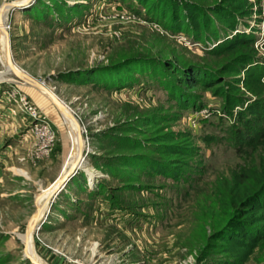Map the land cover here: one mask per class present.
Listing matches in <instances>:
<instances>
[{"label":"rangeland","instance_id":"1","mask_svg":"<svg viewBox=\"0 0 264 264\" xmlns=\"http://www.w3.org/2000/svg\"><path fill=\"white\" fill-rule=\"evenodd\" d=\"M21 1L0 0V152L8 156L0 161V264H36L27 256L33 233L34 253L47 264H223L227 257L219 249L200 261V248L208 246L207 235L218 223L210 212L221 213L214 185L240 160L227 143L204 139L223 135L237 117L239 107L229 118L220 111L224 92L246 108L256 98L251 88L262 90L264 98V76L258 83L245 70L235 71L246 50L215 48L237 33L251 34L255 40L246 58L255 61L244 68L264 67V0H248V18L209 44L172 32L149 13L150 6L161 5L171 15L172 1L150 0L146 6L141 0ZM177 1L199 4L210 18L214 10H232L226 0ZM6 29L15 66L66 102L85 144L87 166L43 206L41 228L35 226L32 234L39 196L68 168L74 137L52 99L6 69L1 37ZM137 53L158 59L146 57L120 74L93 70ZM201 71L215 74L218 82L209 88L196 84ZM15 90L55 128L48 156L32 154L38 141L31 117L11 95ZM195 95L205 107L182 106ZM169 146L190 153H168ZM158 167L171 174L179 168V179ZM247 264H264V253Z\"/></svg>","mask_w":264,"mask_h":264},{"label":"trees","instance_id":"2","mask_svg":"<svg viewBox=\"0 0 264 264\" xmlns=\"http://www.w3.org/2000/svg\"><path fill=\"white\" fill-rule=\"evenodd\" d=\"M148 1L150 0H141L145 6ZM166 2L171 3V15L168 14V9H164L161 5H154L149 7V13L156 16L152 15V17L162 21L172 32H184L192 35L196 40L205 41L207 44L209 41L221 39V35L236 29L241 23V18H248V15L251 14V11L248 10L250 8L248 0H226L229 5L231 4L232 10L223 12L222 10H214L216 16L213 18L208 17L197 3L184 2L180 5L177 0H166ZM204 34L205 37H203ZM254 40V36L251 34L237 33L221 42L218 47L216 46L215 49L217 50L214 49L212 52L225 53L226 50L234 52L240 48L246 50L242 54V58L238 59L239 62L235 71L240 73L245 70L248 79L255 76L256 81L262 83L260 78L264 76V67L259 66L257 70L244 68L247 64L255 61V56L246 58L249 53L248 48L252 46ZM146 57L158 59L156 56L148 57L146 53L129 54L112 60L109 65H99L93 70L109 71L112 69L116 70V74H120V69L123 67L146 61ZM201 72L205 73H199L196 76V84L209 88L218 82L213 79L216 77L215 74H209L206 71ZM128 77H134L133 72L129 73ZM124 79L123 77L122 81ZM251 91L254 95L256 94V98L255 100L248 98L251 101L246 108L242 104V99L233 98L232 94L224 92L226 102L220 111L226 114V118H229L233 115L235 108L239 107L237 117L233 123L224 126L223 135L210 134L204 139L208 143H227L240 161L228 174L219 176L214 185L216 202L221 213L213 212L214 210L210 212L214 213L213 216L218 223L216 227H213L212 233L207 235V239L209 238L208 246L206 247L205 243V248H200V261L206 253L217 249L225 253L227 257L223 264H247L257 257L258 253H264V98H261L263 94L260 92L262 90L255 92L251 88ZM201 99V95L189 96L183 100L182 106L191 110L202 109L205 104ZM223 117L221 116V118ZM167 152L189 154L190 150L169 146ZM104 157L111 162L119 160V158L110 156ZM156 169L166 176L179 179V168H173V174L167 168L158 167ZM204 228L205 226L203 232ZM204 233L206 234V232Z\"/></svg>","mask_w":264,"mask_h":264},{"label":"bare ground","instance_id":"3","mask_svg":"<svg viewBox=\"0 0 264 264\" xmlns=\"http://www.w3.org/2000/svg\"><path fill=\"white\" fill-rule=\"evenodd\" d=\"M31 0H23L21 2H24V4H29ZM22 4V3H21ZM4 13V11H3ZM3 19L4 17H1V26L3 23ZM8 30H3V32H1V37H2V47H3V54L4 57L8 59V36L9 34L7 33ZM5 67L7 70H12L15 74L16 72H20L21 76L24 78L25 82L30 84V81L32 82L33 80L31 79L32 76H30L28 73H26L25 71H23L22 69H20L19 67H16L15 64L14 65H9L6 64V62H4ZM1 78V77H0ZM33 85V84H32ZM35 86V85H34ZM38 87V85H37ZM40 90L46 94L50 99L55 98L54 95H52V93L48 94L46 89L41 85ZM51 95V96H50ZM54 102V101H53ZM55 104V103H54ZM56 105V104H55ZM65 105V104H64ZM64 110L61 111L64 120L67 122L69 128L72 130L73 133V137H74V148H73V152L72 155L70 157V162L67 165L68 168L65 170V172L63 171L62 175L60 176L59 179H57L47 190H45L40 196H39V200H38V209L37 212L35 213V215L32 218V224L30 227V234H32V232L34 231V227H38L39 225V219L41 217V209L43 208V206L49 202L52 199V195L55 196L57 195V193H59V191L62 189V187L64 186V183L66 182V180L68 179V177L71 175V173L73 171H75L76 169L80 168V167H86V163H85V158L83 155V149L85 147L84 144V140L82 138L81 135V128L80 125L77 121L75 122H70V119L68 118V114L66 113L68 109H66V105L64 106ZM92 174V172H91ZM38 223V224H37ZM37 224V225H36ZM37 229V228H36ZM35 232V231H34ZM33 235L34 233L30 236L29 238V253L30 255H27L33 262H36V264H47L46 262H44L40 257H38L35 253H34V239H33Z\"/></svg>","mask_w":264,"mask_h":264},{"label":"built area","instance_id":"4","mask_svg":"<svg viewBox=\"0 0 264 264\" xmlns=\"http://www.w3.org/2000/svg\"><path fill=\"white\" fill-rule=\"evenodd\" d=\"M11 95L15 98L14 101L19 100L20 107L31 117L30 125L32 127L30 131L36 136L38 141V146L32 154L37 157L48 156L57 138L55 128L20 90H15Z\"/></svg>","mask_w":264,"mask_h":264},{"label":"water","instance_id":"5","mask_svg":"<svg viewBox=\"0 0 264 264\" xmlns=\"http://www.w3.org/2000/svg\"><path fill=\"white\" fill-rule=\"evenodd\" d=\"M8 34H9V44H8V62H9V65L11 66V65H14L13 63H14V59H13V53H12V44H11V38H10V33H9V31L7 32ZM11 71V70H10ZM4 73V72H3ZM15 75L16 76H18L19 78H21L22 80H24V78L21 76V73L20 72H16L15 73ZM31 79L33 80L32 82L30 81V84H33V85H35V86H37L38 85V87H40L41 85L46 89V91H47V93L48 94H50V93H52V95H54L55 96V98L54 97H52L53 98V101H54V103L56 104V106L58 107V109L60 110V111H63L64 110V106L65 105H67L66 104V102L64 101V100H62L51 88H49L48 86H46L45 85V83H41V82H39L38 80H36L35 78H33V77H31ZM25 81V80H24ZM51 96V95H50ZM65 104V105H64ZM84 158H85V160H86V157L84 156ZM82 167H80V168H78V169H81ZM78 169H76L75 171H73L72 173H71V175L68 177V179L66 180V182L64 183V186L68 183V181L69 180H71V178H72V176H73V174L74 173H76L77 172V170ZM63 186V187H64ZM61 191V190H60ZM59 191V192H60ZM41 228V225H38V227H37V229H40Z\"/></svg>","mask_w":264,"mask_h":264},{"label":"crops","instance_id":"6","mask_svg":"<svg viewBox=\"0 0 264 264\" xmlns=\"http://www.w3.org/2000/svg\"><path fill=\"white\" fill-rule=\"evenodd\" d=\"M29 137L30 136V134L29 133H26L25 134V138L26 137ZM0 138H1V134H0ZM1 141V140H0ZM0 144H4L3 142H0ZM7 149V151H9V149L8 148H6ZM4 157H8L7 155H6V152H0V161H2L3 159H4ZM0 174H1V172H0ZM51 182H53V181H51Z\"/></svg>","mask_w":264,"mask_h":264}]
</instances>
